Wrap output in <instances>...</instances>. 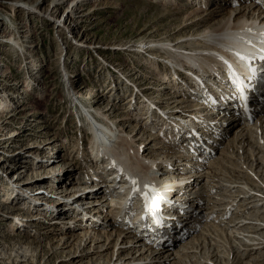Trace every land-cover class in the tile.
<instances>
[{"label": "bare ground", "instance_id": "1", "mask_svg": "<svg viewBox=\"0 0 264 264\" xmlns=\"http://www.w3.org/2000/svg\"><path fill=\"white\" fill-rule=\"evenodd\" d=\"M53 1H56L57 4L59 3L58 0ZM82 1L83 0H70L66 5V16L73 15L74 12H77L76 8L77 6L78 8L80 7L78 4ZM156 1L176 4L179 8L184 7L185 10H187L186 13H188V16H186V18L190 21L181 27L186 26V30L189 28L191 31V33H189L190 36L187 37L185 35L186 37H183L184 35L178 33L173 39H143L140 45H136L135 43H137V41H135L134 43H130L129 46H126L127 48L130 47V49H135L140 48L142 44L147 45L145 48L147 55H144L143 59L142 57H138V59H141V61L144 60V63L148 64L147 66L150 68L149 72L152 73V75H150L153 77L156 76V79L158 78L159 83L165 88L163 93L155 89L156 92H158L156 97L161 98L163 94L164 96L168 94V91L172 92L174 95L172 101H168L172 97H169L167 102H165L164 99L160 100L161 103L166 106H170L169 104L172 103V106L169 108L173 110V113L168 114V116L173 119L174 125H172L171 128H175L179 125L178 121L174 118L182 117V110H185V108L182 109L179 106L181 102H185V106L189 107V109L192 110L190 111L192 115H196L199 120L200 118L207 120L210 116H215L213 115V104L205 100V92L207 91L205 89L199 91L197 87L192 85V80L188 77L183 78L180 74L179 76L182 78L180 80L185 83V85H183L181 81V83H179L177 73L180 72H177L176 69L181 68L187 74H193L196 80L200 81L202 79L205 84L202 82H200V84L206 88L209 86H216V88L209 89L211 92L218 91L217 89L221 91H231L227 82L228 77L235 81L239 79V75L241 74L248 75L250 64H252L254 58L261 55L264 48V1ZM4 2L10 5H21L25 8L30 5L22 0H4ZM32 8H34V6ZM55 19L56 22H58L57 26H59L61 24L60 18L56 17ZM181 27L177 29L181 30ZM184 31L185 30H182V33H184ZM188 31L189 30H187V32ZM5 35H8L6 39L10 41V43L18 45L23 53H31L30 51L32 50L30 49L32 48L30 47L34 46V44H21L16 40L14 34L0 32V37ZM120 45L125 44L120 43ZM186 45L188 48H186ZM62 51L63 49L61 47L60 58H64L66 53ZM161 58L166 60L162 63L166 65L167 70H164V67L162 68V63L160 64L159 60H162ZM33 59L27 61V64H29L26 66L27 70L30 67L33 69L34 66H36L35 60ZM4 64L5 62L1 60L0 56V77H5L9 72L6 67V69L4 68ZM169 65L172 68H170ZM261 71H263V69L258 68L256 73L264 75V71ZM32 74L28 75L30 80H26L24 86L22 88L20 87L21 89H17V96L13 95L10 97L12 94L9 91L10 89H7L0 81L1 115L12 111L14 113L8 116V118H10L15 115V113L18 114L23 110L22 104L19 102L16 103L18 99L11 100L18 97L23 91L32 88V81H35V77H33ZM146 77L148 78V76ZM256 80L254 76L249 78V81L253 83ZM167 81L170 83L172 81L173 83L170 84L169 82L167 83ZM162 83H164V85ZM115 85L116 83H114V86ZM187 87H192V92L197 93V95L189 93ZM111 91L112 88L109 89L108 93ZM116 91L115 89L113 93H115L117 97L118 92L116 93ZM232 92L234 93L235 91ZM73 95H78V92L73 91ZM91 95L93 94L91 93ZM100 97H102V95L99 96L98 100L101 99ZM218 97L221 96L218 95ZM153 98L154 97L151 96V101L154 103ZM134 99L136 100V98ZM119 101H126V108L124 111H126L127 114L121 116L123 120H119L121 117L115 118L117 117L115 113L117 111L119 112V107L115 106L116 102ZM116 102H112V104H114V113L112 112V115L108 114L109 110L112 108V104H107L103 106V108L99 106L94 107V103L84 104L82 105L83 108H79L75 105V108H77L76 112L80 110V113L88 118L85 121V123H87L86 127L84 126L85 129L82 124H80V126H77V131L79 128H83L84 130L87 128L91 133V136L87 137L88 141L86 144L81 140L82 136L79 139L77 138V141L72 144L73 153L76 158L75 161L71 163L73 166L78 164L79 166L76 168L64 169L63 163L70 157L69 155L65 156V154H57L62 148H64V151L68 148V144L70 143L68 138L64 137V139L58 141L56 137L52 135L46 137L48 142L45 144L42 142L33 143L32 147H36V153L39 152L41 153V157L48 158L45 167H48L54 162L53 154H57L54 157L60 156L61 158L58 162L62 161L63 163L59 165V168L57 167L58 164H53L49 167V173L51 172L54 174L49 177L46 176L47 179L45 182H39L38 179L41 178L39 176L33 179H24L22 181L19 178L14 179L16 173L13 169L10 171L9 174L11 175H9L7 179L13 187H8L10 189V196L6 197V199L4 198V204L12 208L13 211H17L19 208H26L25 213L27 214L19 215V213H14L13 211L7 212L8 216L6 218H9V220L4 218V224L7 221L13 226V223H15L16 226L18 223L15 222L14 218H17L21 222V217H23L25 223L21 222L23 227L22 230L33 227L34 223L36 225V222H41V219L43 223L49 224L50 233L55 229H59L60 239H58V243H56L60 252L63 254L64 249H67L68 253L71 252L67 258L61 259V261H63L62 264H72L74 262L82 264V260L88 255H90V257L84 264H91V260L94 261L93 254L95 253H99L100 259L104 258L107 260L105 262L106 264H250L251 262H247L249 260H245L247 255H250L253 249H255L254 252L257 250L261 252L264 248V216L261 218V213L264 209L260 211V208L264 205V198L262 196L257 198L259 194H256V192H259V190L256 189L258 186L257 184H259L256 183V179H260L262 175V173L260 175V170L264 171V104L262 106L259 104L251 106L255 109L253 108V110L250 111L248 117L245 112H242L241 117L236 116V113H230L233 107L228 103L224 104L223 113L221 114L225 115L227 112L226 116L223 118L226 121L225 123L229 122V118L237 119V121L239 119V121L227 123L226 127L222 129V131L226 132L224 134L225 140L220 147H216L215 153H210V157L207 161L194 162L191 157L185 155L182 156V161H180L181 157L179 154L182 152L180 144L175 145L171 142V137L167 138L170 130L162 129L167 121L162 118L159 119V117L152 118L149 105H144V103L141 102H135L134 105L131 101L130 93L123 94L121 97L119 96ZM259 102L264 103V99L263 102L262 100ZM91 111H94L95 116H99L101 123L93 119L91 121ZM143 111H145L144 114ZM34 112L36 111H31L30 116ZM122 112L120 111L119 115L122 114ZM197 113H199V115H197ZM221 114L219 116H221ZM8 118L5 120L4 126L0 123V144L4 142V145H0L1 154L7 153V146L14 142L16 136L20 133L18 128L14 129L10 126V120H8ZM189 120H191V122L193 121L191 118H189ZM163 133H165L167 137H165ZM27 151L32 155V151L34 150ZM21 153V151L17 152L14 158L17 159L16 156L20 158ZM5 156L7 158L0 156V164L4 161H12L11 158L13 155L11 158L8 155ZM22 158H24V160L20 161L23 163L21 162L22 165L19 166L26 167L25 170H23L25 171V175H27L26 170L29 169L30 171V169H33L32 166L34 162L36 161V163H38V160H35L32 156L31 165H27L26 163L29 162V158L27 159V156H23ZM232 165H234V169L235 165L237 167L239 166L240 172L238 174H228V167ZM212 167L219 169L220 180L217 185L222 186L223 191L210 195L207 189L205 192L204 189L206 186L204 187V183L209 181L208 177L211 174L210 169ZM41 168L43 169L42 165ZM20 173L21 170L17 175L21 177L22 175ZM118 173H120L119 178L117 175ZM186 174L193 176V183H187ZM99 176L103 183L97 182V179H100ZM129 177L138 180V188L141 193L147 191L145 188L146 185L150 183L155 184L156 199L159 201L161 198L162 202L165 201L164 190H166L170 182L171 186H180V184H183L184 193L182 192V194L188 191V195H190L192 191H195V188L200 186V191L195 193V201L198 202L196 203L195 211L188 213L186 209L181 210L183 214H188L189 216L184 224L175 230L176 233H181V236L174 234V236L169 237V239L162 238L161 236V247L157 244H150V242L143 245L144 237L139 238L136 236L141 234V231L136 234V225L134 224L135 227L132 228L133 221L127 218H121L127 216V213L132 211L130 207L125 208L126 204H133L137 207L138 211L135 213H139V211L142 210L141 206L145 205L144 196L138 197L137 192L134 194L133 184ZM70 179H73V181H68ZM91 179L92 181L94 179V182L90 184L89 181H91ZM55 181L57 183V190H53L52 186ZM71 183L74 187L68 189ZM1 184H3V182ZM36 184L41 185V187H47L45 190L42 188L36 189L38 190L36 196L47 197L51 201V205L55 204L57 207L56 209H54V207L44 208L35 203L31 204L32 201L28 199V196L31 197L33 195V185ZM207 185L209 184L207 183ZM7 186L9 185L3 188L8 190ZM189 186L191 187L188 188ZM31 187L32 189H30ZM15 188L22 191L25 196L19 193V195H16L17 199L14 198L12 194L15 191L17 192ZM47 192H51L50 195L46 194ZM20 200L22 201L19 207ZM82 200H86L85 203H88L87 206L78 207L77 209L74 203ZM259 201H261V203H259ZM246 203L247 206H245ZM66 204L70 206L62 211V213L60 212L63 217H57L58 213L56 210L59 208L64 209ZM180 206L181 202H178L177 207ZM242 206L245 207L243 208ZM89 207L99 214L90 221V223L89 221L85 222L83 220L89 212ZM245 210L246 213L244 212ZM19 216L21 217L19 218ZM100 217L107 221L98 222ZM35 230H37V228ZM196 231L198 232L195 234ZM212 232H215V234ZM209 235L217 236L218 241H216L218 245H216L214 239H207ZM221 235L226 240L224 238V240H222ZM38 236L41 238L47 237L40 233H38ZM90 241L93 243L91 244L92 246H88ZM210 241L215 243L214 247L211 246L212 243H210ZM40 242V240H34L26 242V244H28L26 247L20 245L11 264H22L24 260L26 261L29 258L31 259L30 264H49L50 260L48 257L45 259H36L37 255L34 254L35 248L31 247V245L33 246V244L36 243V246H40V250L44 251L42 249L46 245ZM111 246L114 247V250L109 254L106 250ZM73 247H75V250H72ZM220 247H223L224 251H221ZM56 249L53 253L57 252ZM214 249H217L216 252H214ZM115 250L117 256L111 261V258L115 255ZM219 251H221V253ZM134 252H139L138 255L146 256L144 260L150 254L152 255L149 261L136 262V260H140L143 257L140 256L139 259H135L134 256L136 254H134ZM217 253L223 257V259L220 257V263L218 262L219 255ZM42 254L44 253L42 252ZM216 254L218 255L217 257H215ZM22 256L24 257L23 260L21 258ZM41 256L43 257V255ZM254 258L252 257V259Z\"/></svg>", "mask_w": 264, "mask_h": 264}, {"label": "rangeland", "instance_id": "2", "mask_svg": "<svg viewBox=\"0 0 264 264\" xmlns=\"http://www.w3.org/2000/svg\"><path fill=\"white\" fill-rule=\"evenodd\" d=\"M22 1L29 3L30 5L25 8L21 5H10L4 2V0L0 1V32H6V34L12 35L14 34L16 40L21 44H34V46L30 47L32 48L30 49L32 50L30 51L31 53L27 54L23 53L18 45L10 43V41L6 39L8 38V35L0 37L1 60L5 62L4 68L6 67L7 71H9L5 77H0V81L5 85L7 89H10L9 91L12 93L10 95L11 97L18 94L16 92L17 89H21L24 86L26 80H30L28 77L29 74L34 73L32 74V76L35 77V81H32L33 85L31 89L23 91L20 94L21 97L20 95H18V97H15L11 100L13 101L18 99L16 103H21L23 110L18 114L15 113V115L10 118H8V116L14 113L12 111H10L9 113L7 112L3 115L0 114V123L3 126L5 125V120L8 118V120H10V126H12V128L14 129L18 128V131H20L19 135L16 136L15 141L7 146V153H2L3 155L0 153V156H4V158H7L5 155L10 156V158L13 155V157L11 158L12 161H4L7 164L4 162L0 164V184L3 182V184L0 185V264H11V261L15 257L14 255L17 252L18 247L20 245L22 247H26V245H28L26 244V242L34 240H40V243L46 245L42 249L44 251H41V247L36 246V243L33 244V246L31 245V247L35 248L34 254L37 255L36 259L39 260V258L45 259L46 257H48V259L50 260L49 264H62L63 261H61V259L67 258L71 252L68 253L67 249H64L63 254L62 252H60V249L57 245V241L58 239H60L59 229H55L56 231L54 230L50 233L48 226L49 224L43 223L41 219V222L37 221L36 225L34 223L37 230H35L36 228L34 227V225L31 228L22 230L23 227L21 222L25 223V220L21 216H19V218H22L21 222L17 218H14L15 222L18 223L16 225L17 227L15 226V223H13V226L7 221L4 224L5 219L9 220V218H6L8 216L7 212L13 211L12 208L7 207V205L4 204V198L6 199V197L10 196L9 188L12 186L7 179V177L11 175L9 174L10 171H12V169L15 171L16 176L14 179L19 178L22 181L24 179H33L34 177L39 176L41 177V180L38 179V181L45 182L47 179L46 176L49 177L54 174L51 172L49 173V167L53 164H58L57 167L59 168V165L63 163L62 161L58 162V160L61 158L60 156L54 157L58 153L59 155L65 154V156L69 155L70 157L63 163L64 169H73V167H78V164L76 166H73V164L71 163L75 161L76 158L73 153L72 144L75 143L77 141V138L79 139L81 136V140L86 144L88 141L87 137L91 136V134L88 130H84L83 128H80L77 131L75 115H80V110H77L76 112L77 108H75V105L77 106V104L74 101L75 96L73 95V91L78 92V95L82 96V98L84 97V104L94 103V107L99 106L103 108V106H106L107 104L111 105L112 102L115 103L118 100L119 96L121 97V95L128 94V92H130L129 88L128 90L127 88H123L124 83L118 82L116 80L118 74H109L107 63L116 62L118 70H121L122 73L128 75L130 80L138 84L139 88H144L143 90L149 92L152 97L157 96L158 92H156V90H160V88H162V85L159 83L158 78L156 79V76H151L152 73L149 72L150 68L147 66L148 64L144 63V60L141 61V59H138V57H142L143 59L145 54H138L134 49H130V47L127 48L126 45L129 46L130 43H134L135 41H137L138 43H135L136 45H140L141 40H147L150 38H161V40L173 39L178 33L184 35L183 37H189V33H191L190 29L188 28L187 30H189L190 32H187V30L185 29L186 26H181L186 25L190 20H187L188 18H186V16H188V13H186L187 10H185L184 7L179 8L176 4H171L169 2L162 3L156 0H83L78 4L80 7L78 8L77 6V12H74V14H71L70 16H66V5L70 0H58V4L53 0ZM33 6L34 8H32ZM56 17H59L61 20V24L59 26H57L58 22H56ZM179 27H181V30H178ZM182 30H185L184 33H182ZM120 43H124L125 45H120ZM144 45L147 47L146 44H142L141 46L144 47ZM61 47L63 49L62 52H66L64 58L59 57ZM186 48H188V46ZM30 59L35 60L36 66H34L33 69L32 67H30L27 70L26 66L29 65L27 64V61H30ZM161 66L162 68L164 67V70H167V67L164 63H162ZM146 76H148V78ZM111 78H115L117 82L115 87L117 90L116 93L118 92L117 97L116 94L113 93V91L115 92V90H112L108 93L109 89L112 86L110 85ZM160 91L163 93L162 90ZM91 93L93 95H91ZM84 94L86 95V97ZM101 95V99L98 100L99 96ZM171 95L172 93L168 91V94H166L165 96L163 94L161 96V99L165 97L169 98L171 97ZM258 104L262 106L264 103L259 102ZM111 106L112 108L109 110V115H112L114 113V104H112ZM115 107H119V112L117 111L115 113L117 116L115 117L116 119L127 114V112L124 111L126 108V101L116 102ZM33 110H35L36 112L31 114L30 116V112ZM120 111L124 112L119 115ZM119 120H123L122 117ZM52 135L56 137L58 141L64 139V137L68 138L70 140L68 148L65 151L64 148H62L61 150H59V152H57V154H53L54 162H52V164L48 167H45L48 161L38 160V163H36L35 161L32 166L33 169H30V171H33L30 172L29 169H27V175H25L24 170L26 167L19 166L23 163L22 161L24 160V158L22 157L27 156V159L29 158V162H27L26 164L31 165L32 155H39V152L36 153L35 151L36 147H32L33 143L42 142L43 144H45L46 142H48V139H46V137ZM0 145H4V142H2ZM27 150L34 151H32L33 153L32 155H30L31 153H29V151ZM20 151L22 152L20 154V158L16 156L17 159H15L14 155ZM4 164L8 165L9 167L6 171ZM41 165L43 169L41 168ZM232 166L228 167V174H238L240 172L239 166L237 167L235 165V169L234 165ZM20 170V174L22 175L21 177L20 175H17ZM210 173L211 174L208 177L209 181H207L209 185H207L206 182L204 183V187L206 186L204 189L205 192L206 189L207 192L210 193V195H212V193L215 194L219 193L220 191L222 192L223 187L217 185V183H219L218 181L220 180L219 169L212 167L210 169ZM260 175V179H256V183H259L256 187L259 192H256V194H259L257 198H260L261 196L264 198V171L260 170ZM68 181H73V179H70ZM93 181L91 179V181L89 182L92 183ZM209 182L212 184H210ZM6 185H9L7 186V188L9 187L8 190H6V188H3L4 186L6 187ZM207 186H210L211 188ZM39 187L42 188L41 185H33V189L32 187L30 188L32 189L33 195L28 198L33 199L34 195L37 194L35 193L37 192L35 190ZM72 187L74 186L71 183V185L68 186V189H72ZM21 201L19 202L20 205L18 203L19 207L21 206ZM261 201H259V203H261ZM245 206H247V203ZM245 206L242 207L244 208ZM56 208L57 207H54V209ZM262 209H264V205H262L260 211ZM58 210L62 213V210L57 209L56 211ZM13 212L19 213V215L27 214L25 213L26 208H19L17 211ZM60 212H58L59 216L57 215V217H63ZM244 212L246 213V210ZM262 213L261 218L262 216H264V210H262ZM101 221L107 220H103L102 218ZM197 232L198 231H196L195 234ZM38 233L43 234L47 237L41 238L40 236H38ZM212 233L215 234V232ZM221 237L222 240L225 239L222 235ZM211 238L214 239V241H218L217 236L209 235L207 239ZM6 239L9 240L7 241ZM217 241L215 242L216 245H218ZM210 243L212 242L210 241ZM215 243L213 242L211 246L214 247ZM91 244L93 243L90 241L88 246H92ZM54 248L58 253H53L55 250ZM73 249L75 250V247H73L72 250ZM220 249L221 251H224L223 247H220ZM113 250L114 247L111 246L106 251L111 254ZM116 250L114 251L115 255L111 258V261H113L117 256ZM216 250L217 249H214V252H216ZM254 250L255 249L252 250V253L250 255H247V258L245 260H249L247 262H251L250 264H264V248L261 250V252H258V250L254 252ZM221 251L219 252L221 253ZM42 252L44 254H42ZM138 253L139 252H134V254H136L134 256L135 259H139V257L141 256L138 255ZM9 254L11 257L9 256ZM217 254L215 255V257L219 255ZM41 255H43V257ZM151 255L152 254L147 256L145 260L144 258L146 256H141L143 258H141L140 260H136V262L149 261ZM89 257L90 255L85 256L82 260V264L87 262ZM218 257V262L219 260L221 262V258L223 259V257L220 255ZM252 257L255 258L252 259ZM21 258L23 260L24 257L22 256ZM225 258L227 259L226 256ZM93 259L94 261L91 260V264H106L105 262L107 261L104 258L100 259L99 253L93 254ZM28 263H31L30 258L22 262V264ZM75 264L81 263L76 262Z\"/></svg>", "mask_w": 264, "mask_h": 264}, {"label": "built area", "instance_id": "3", "mask_svg": "<svg viewBox=\"0 0 264 264\" xmlns=\"http://www.w3.org/2000/svg\"><path fill=\"white\" fill-rule=\"evenodd\" d=\"M215 124L213 125L212 129L208 131H206V129L201 126H196L198 134L194 135L189 140L190 141L189 147L192 148L194 151L199 152L202 151V149L204 148L207 149V146L210 147L211 145H213L212 143L214 142V139H216V137H218V135L221 134L222 129L225 128L224 125H217V124L215 125Z\"/></svg>", "mask_w": 264, "mask_h": 264}, {"label": "snow or ice", "instance_id": "4", "mask_svg": "<svg viewBox=\"0 0 264 264\" xmlns=\"http://www.w3.org/2000/svg\"><path fill=\"white\" fill-rule=\"evenodd\" d=\"M129 179L131 180V183L133 184V192L135 193L136 191L139 190L138 188V180L129 177ZM146 189H148V191H146L143 195H144V199L145 201H151V203L149 204L150 208H159V202L156 199V189L154 186H145Z\"/></svg>", "mask_w": 264, "mask_h": 264}]
</instances>
